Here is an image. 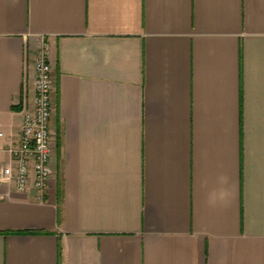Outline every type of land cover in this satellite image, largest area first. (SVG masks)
<instances>
[{"label": "crops", "instance_id": "obj_1", "mask_svg": "<svg viewBox=\"0 0 264 264\" xmlns=\"http://www.w3.org/2000/svg\"><path fill=\"white\" fill-rule=\"evenodd\" d=\"M54 174L2 177L41 38ZM0 264H264V0H0Z\"/></svg>", "mask_w": 264, "mask_h": 264}, {"label": "built area", "instance_id": "obj_2", "mask_svg": "<svg viewBox=\"0 0 264 264\" xmlns=\"http://www.w3.org/2000/svg\"><path fill=\"white\" fill-rule=\"evenodd\" d=\"M49 56L50 45L42 37L39 53L33 62V94H25L18 141L8 148L11 159L2 170V177L14 180L18 191L37 190L39 200L44 199V192L54 174L55 133L51 119L55 110L56 82ZM3 136L0 130V137Z\"/></svg>", "mask_w": 264, "mask_h": 264}]
</instances>
